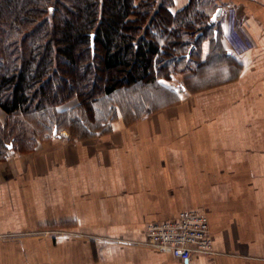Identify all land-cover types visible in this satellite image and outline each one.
Listing matches in <instances>:
<instances>
[{"label": "crops", "instance_id": "0c3cea01", "mask_svg": "<svg viewBox=\"0 0 264 264\" xmlns=\"http://www.w3.org/2000/svg\"><path fill=\"white\" fill-rule=\"evenodd\" d=\"M220 3L234 78L183 85L139 118L83 138L54 134L0 161V264H264V0L209 10ZM228 8L247 49L227 34ZM211 44L202 59L224 60ZM196 208L208 213L215 254L185 261L141 244L149 223Z\"/></svg>", "mask_w": 264, "mask_h": 264}, {"label": "trees", "instance_id": "16d2710c", "mask_svg": "<svg viewBox=\"0 0 264 264\" xmlns=\"http://www.w3.org/2000/svg\"><path fill=\"white\" fill-rule=\"evenodd\" d=\"M173 1L0 0V108L30 115L73 97L88 107L119 87L195 73L212 61L202 59L207 39L231 60L219 43L222 14L212 19L222 3L190 0L174 12ZM16 131L0 125V161L30 137Z\"/></svg>", "mask_w": 264, "mask_h": 264}, {"label": "rangeland", "instance_id": "374dc122", "mask_svg": "<svg viewBox=\"0 0 264 264\" xmlns=\"http://www.w3.org/2000/svg\"><path fill=\"white\" fill-rule=\"evenodd\" d=\"M227 11L224 14L226 16L224 24H227L228 29L227 34L230 31L231 39L235 36L241 42L245 41L246 44L243 48L247 49L250 41L244 31L242 20L236 15L234 8H228ZM207 40L212 43L211 39ZM217 46L219 45L211 44L210 50L213 47L217 48ZM230 64V60L213 59L207 66L198 69L195 73L187 71L174 74L168 79L160 78L152 83L119 87L110 95L100 96L88 107L82 105L78 97H73L56 108L30 115L9 116L0 108V125L13 126L19 133L22 132L23 134L31 132L30 137L24 138L23 144L10 138H7L5 143L15 141V147L10 145V149L22 151V148L35 144V142L38 144V141L54 134L68 132L72 138H83L90 134L103 132L118 117L123 116L124 119L131 121L134 119L135 113L142 115L149 110H157L164 104L174 102L178 99L183 85L191 90H208L222 82L231 80L236 76L237 69ZM19 121H21L20 124H18ZM17 131L15 135H17ZM30 138L34 141H27ZM28 151L30 150L23 149V152Z\"/></svg>", "mask_w": 264, "mask_h": 264}, {"label": "built area", "instance_id": "2783aa9c", "mask_svg": "<svg viewBox=\"0 0 264 264\" xmlns=\"http://www.w3.org/2000/svg\"><path fill=\"white\" fill-rule=\"evenodd\" d=\"M141 244L181 260L194 253H216L204 208L181 210L175 217L149 223Z\"/></svg>", "mask_w": 264, "mask_h": 264}, {"label": "water", "instance_id": "95a60500", "mask_svg": "<svg viewBox=\"0 0 264 264\" xmlns=\"http://www.w3.org/2000/svg\"><path fill=\"white\" fill-rule=\"evenodd\" d=\"M222 11H223L222 7H219V8L215 11V13L213 14L212 19L215 20L219 15H221ZM185 261H187V259H186Z\"/></svg>", "mask_w": 264, "mask_h": 264}]
</instances>
